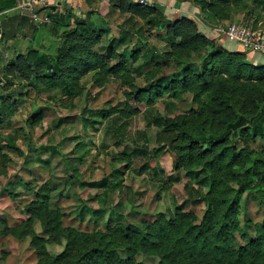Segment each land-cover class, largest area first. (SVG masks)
Segmentation results:
<instances>
[{
	"label": "trees",
	"instance_id": "obj_1",
	"mask_svg": "<svg viewBox=\"0 0 264 264\" xmlns=\"http://www.w3.org/2000/svg\"><path fill=\"white\" fill-rule=\"evenodd\" d=\"M4 1L2 10L17 2ZM178 1L197 5L209 26L232 22L238 6L246 5V0ZM254 1L264 8V0ZM104 6L109 7L88 12L86 19L77 17L74 22L72 15L50 10L52 21L42 28L61 36L62 45L53 55L31 47L25 54L12 57L4 66V76L8 80L12 75L9 69L14 66L26 78L33 75L32 82L38 89L45 81L49 88L71 97L82 94L81 79L90 71H95L99 85L117 78L127 86L128 101L109 108H85L84 127L97 122L90 116L104 113L107 127L124 139L128 119L141 112L129 100L145 103L147 126L159 128L158 145L149 148L127 144L123 153L143 157L144 164L136 168L139 174L152 170L156 175L160 155L166 150L174 153L176 175L169 179L180 181V170L186 171L190 178L185 184L187 198L169 214L159 212L154 219L141 223L118 222L106 231L64 226L63 213L50 205L53 190H66L75 182V169L64 158L69 175H53L44 182L36 198L27 204L29 220L19 227L5 224V232L25 235L31 232L33 221L40 219L50 239H67L64 250L51 256L44 248V238L34 235L32 243L39 252L40 264H146L137 258L138 253L157 258L154 264H264V220L241 218L244 194L251 193L255 201L264 204V149L251 145L258 138L264 139V65L250 63L246 51L230 50L207 36L193 15L171 19L162 7L144 6L134 0H106ZM125 13L130 15L118 21ZM153 29L164 30L159 33L161 44L151 43L148 33ZM108 34H112L109 42L102 43ZM3 35H7L6 30ZM134 38L138 42L129 49ZM112 59L118 61L111 63ZM137 60L141 62L134 65ZM138 78L143 79L142 85ZM186 94L192 96L196 106L175 114V100ZM12 97L11 93L0 97V114L4 117L15 112L18 98ZM157 97H168L167 115L158 111ZM40 117L35 116L34 123ZM17 136L10 140L15 143ZM49 139L53 143L55 137ZM47 146L59 152L55 145ZM109 183L108 176L82 181L83 185L104 189ZM84 202L77 211L80 221L87 212L95 215L103 210L104 205L93 208ZM200 202L205 203L201 217L188 208V204ZM240 236L245 243L240 242Z\"/></svg>",
	"mask_w": 264,
	"mask_h": 264
},
{
	"label": "rangeland",
	"instance_id": "obj_2",
	"mask_svg": "<svg viewBox=\"0 0 264 264\" xmlns=\"http://www.w3.org/2000/svg\"><path fill=\"white\" fill-rule=\"evenodd\" d=\"M173 9L172 6L167 7L169 13L173 12ZM129 15L125 13L117 19L122 21ZM83 19H86L85 16ZM197 21L203 32L207 27L201 14ZM232 22L264 30V8L254 0H246V5L238 6L233 13ZM42 30L44 31L41 37L45 40L38 36L32 46L38 49L42 46L41 51L53 55L62 45L61 36L52 34L47 28ZM162 32L164 30H150L148 34L151 43L161 44L159 33ZM111 36L112 34L105 35L102 43H108ZM137 42L134 38L128 45L129 49ZM146 47L149 48L150 45ZM240 47V50H243V47ZM122 48L123 46L119 47V50ZM253 54L260 53H247L248 61L254 65H264V57L259 58ZM1 58L0 94L11 93L18 99L14 106L15 112L10 117L0 114V231L3 232L0 236V264H40L39 252L32 243L36 234L44 238V248L49 255L55 256L64 250L67 239L63 237L50 239V234L40 219H35L30 225L31 232L22 236L5 232L4 229L5 224L19 227L29 220L31 213L27 211V204L36 198V193L44 182L53 175H69L64 158H68L75 169L73 174L75 182L66 190L59 188L50 194L51 208L61 210L64 226H72L81 231H106L118 222L128 220L141 223L145 219H154L159 212L169 214L176 204L187 198L185 184L190 178L187 177L186 171L180 170V181L169 179L170 175L174 173L176 175L173 165L174 153L166 150L156 160L159 169L157 175L153 174L152 170L139 174L136 168L144 164L143 157L123 153L127 144L147 145L149 148L158 145L159 128L147 126L145 103H138L133 98L129 100V103L139 107L141 112L128 119L129 129L124 139H120L107 127V119L102 118L104 113L90 116L97 122L88 128L84 127L82 111L85 108H109L118 102L128 101L125 93L127 86L120 80L111 78L103 85H99L96 82L95 71H90L81 79L84 88L82 94L75 97L65 96L57 88H49L45 81L42 82L43 88L38 89L32 82L33 75L32 77L26 75L28 77L26 78L25 74L17 73L14 66L9 69L12 76H8L7 80L3 69L11 56ZM117 61L118 59H112L111 63ZM140 62L141 60H137L134 65ZM137 81L141 85L144 83L142 78H138ZM19 91L23 93L19 95ZM14 98L12 97V100ZM167 99L168 97L156 98V107L162 115L169 113L165 105ZM175 103V114L196 106L189 94L183 99L175 100ZM39 114L40 120L34 123V117ZM15 135L18 136L13 143L10 139ZM51 136L55 137L53 143L49 139ZM50 144L55 145L59 152H52L47 146ZM251 145L257 149H264V139L258 138L252 141ZM44 159L50 161L45 163ZM105 176L110 179L106 189L82 184V181L98 180ZM244 197L241 218L254 222L264 220V204L260 205L255 201L251 193L244 194ZM80 198L84 200L80 202ZM83 202L93 208L104 205L103 210L95 215L87 212L85 219L80 221L77 211ZM188 208L194 209L201 217L205 203L188 204ZM239 239L242 243L246 242L242 236ZM137 258L146 264H154L157 261V258L142 253H138Z\"/></svg>",
	"mask_w": 264,
	"mask_h": 264
},
{
	"label": "crops",
	"instance_id": "obj_3",
	"mask_svg": "<svg viewBox=\"0 0 264 264\" xmlns=\"http://www.w3.org/2000/svg\"><path fill=\"white\" fill-rule=\"evenodd\" d=\"M158 6L162 7L165 10L166 14L169 18H174L177 15H188L191 14L198 18L201 14L200 8L192 4L191 1H178V0H158ZM106 0H103L102 3L90 0H57L55 3L49 5V10H57L58 14L72 15L71 21L74 22L75 18H80L83 20L84 16L87 17L88 12H92L93 10L97 11L99 8L108 9L109 6H104ZM5 5L4 0H0V11H7L10 8H6L2 10V6ZM53 6V7H52ZM172 6L174 11H167V7ZM47 10V8H46ZM84 12V14H83ZM168 12V13H167ZM177 12V13H176ZM72 13V14H70ZM93 17V16H91ZM95 18V17H94ZM123 20V19H122ZM206 29L203 30L205 34L209 37L215 38V35L212 33L211 27L206 24ZM42 26H36L29 19L20 13L18 10H10L0 17V31L3 32L6 30L7 35L1 38L0 40V52L5 57L19 56L25 54L29 48H34L33 43L38 39V36H43ZM40 39H44L41 37ZM219 42H221L225 47L230 50H240L241 44L235 40L220 38L217 37ZM216 39V40H217ZM45 40V39H44ZM42 43V41H41ZM42 48V46H41ZM39 48V49H41ZM256 55V54H253ZM259 58L264 57V54H257ZM256 55V56H257ZM255 56V57H256ZM9 76H12L11 74Z\"/></svg>",
	"mask_w": 264,
	"mask_h": 264
},
{
	"label": "built area",
	"instance_id": "obj_4",
	"mask_svg": "<svg viewBox=\"0 0 264 264\" xmlns=\"http://www.w3.org/2000/svg\"><path fill=\"white\" fill-rule=\"evenodd\" d=\"M57 0H17L16 4L7 11H0L2 14L10 10H18L25 15L34 25L41 27L44 24H49L52 21L49 5ZM144 6H158V0H134ZM47 8V10H46ZM212 33L217 37H227L241 44L243 50L247 53H264V30H256L250 28L247 24L236 22L217 23L210 26ZM2 33L0 31V40ZM218 40V39H217ZM1 60V52H0Z\"/></svg>",
	"mask_w": 264,
	"mask_h": 264
},
{
	"label": "water",
	"instance_id": "obj_5",
	"mask_svg": "<svg viewBox=\"0 0 264 264\" xmlns=\"http://www.w3.org/2000/svg\"><path fill=\"white\" fill-rule=\"evenodd\" d=\"M3 96V94H0V97H2Z\"/></svg>",
	"mask_w": 264,
	"mask_h": 264
}]
</instances>
